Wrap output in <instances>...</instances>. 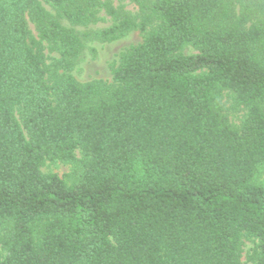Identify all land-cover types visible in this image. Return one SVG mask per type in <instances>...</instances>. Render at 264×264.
Segmentation results:
<instances>
[{
  "label": "trees",
  "instance_id": "16d2710c",
  "mask_svg": "<svg viewBox=\"0 0 264 264\" xmlns=\"http://www.w3.org/2000/svg\"><path fill=\"white\" fill-rule=\"evenodd\" d=\"M129 1L0 0V264H264V0Z\"/></svg>",
  "mask_w": 264,
  "mask_h": 264
},
{
  "label": "rangeland",
  "instance_id": "374dc122",
  "mask_svg": "<svg viewBox=\"0 0 264 264\" xmlns=\"http://www.w3.org/2000/svg\"><path fill=\"white\" fill-rule=\"evenodd\" d=\"M114 7H123L127 12L136 15L138 13L137 6L130 2L129 0H111ZM45 5V4H44ZM48 9L49 7L45 5ZM98 21L94 25L95 28L105 27L112 23V19L105 14L104 11L98 13ZM31 32L36 35L34 26L29 24ZM142 41V34L138 30L130 31L124 37L115 40L109 43H98L92 42L89 44L88 48L85 51V54L81 61L77 64L73 70V76L81 81H89L92 79H102L110 82L112 79V74L110 71V66L112 63L116 62L118 59L119 53L132 46L140 43ZM47 51V50H46ZM48 52V51H47ZM46 52V53H47ZM196 51L187 48L185 53L192 54ZM50 57L56 58L57 53H47ZM50 61V60H49ZM224 105L228 108L230 105V100L228 95L225 94L223 98ZM245 111L241 110L234 112L231 110L227 111V116L230 124L237 128L240 126V123L244 117ZM42 171L45 173H56L61 177H64L70 171V166L63 163H46L42 168ZM258 181L264 184V169L261 170ZM255 248V241L244 240L243 252L241 260L243 264H251L248 261L247 257ZM5 256V252L0 247V260Z\"/></svg>",
  "mask_w": 264,
  "mask_h": 264
}]
</instances>
